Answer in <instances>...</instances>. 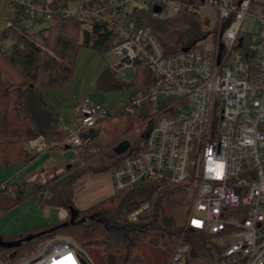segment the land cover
<instances>
[{
    "label": "built area",
    "instance_id": "obj_1",
    "mask_svg": "<svg viewBox=\"0 0 264 264\" xmlns=\"http://www.w3.org/2000/svg\"><path fill=\"white\" fill-rule=\"evenodd\" d=\"M8 1L15 21L7 27L43 51L44 28L68 19L80 24L91 46L97 36L110 34L116 73L131 72L132 81L137 64L146 66L151 85L146 94L132 91L126 112L171 101L143 149L112 173L115 193L161 179L180 185L188 196L179 209L180 227L207 234L222 247L220 264H264V0H77L73 7ZM137 10L157 21L186 14L208 23L200 43L166 53L136 25ZM248 19L255 30L245 33ZM79 113V121L65 131L64 145L72 152L86 147L91 130L111 114L88 99L81 101ZM44 142L38 137L30 146L40 153ZM15 192L10 182L0 183V198ZM148 208L142 204L129 221L136 222ZM58 215L64 221L68 213L59 209ZM188 251L179 247L169 264H187ZM81 252L73 239L61 235L42 243L40 252L22 264H88Z\"/></svg>",
    "mask_w": 264,
    "mask_h": 264
},
{
    "label": "trees",
    "instance_id": "obj_2",
    "mask_svg": "<svg viewBox=\"0 0 264 264\" xmlns=\"http://www.w3.org/2000/svg\"><path fill=\"white\" fill-rule=\"evenodd\" d=\"M74 1L76 0H53L52 6L66 7ZM150 17L148 11H135V23L139 27L145 28ZM43 31L47 33L46 51L10 27L0 31V51L4 47L2 44L11 43L2 55L28 83L25 88L15 89L18 110L24 119L30 120L34 125L33 139L43 137L51 146L62 144L66 132L59 114L44 100L40 89H64L73 77L78 51L85 47L104 54L111 48L112 38L110 34L97 36L91 46L90 37L82 32L80 24L68 19L51 24ZM137 67V74L132 81L119 82L113 87L131 91L139 88L146 94L152 78L146 66L138 63ZM9 96V91H2L0 71V133L7 130ZM169 103L171 101H162L157 107L147 103L135 109L132 114L121 111L115 115L110 114L106 119L130 115L133 122L127 132L137 122L146 140L151 129L168 112L166 107ZM143 147L144 144H130L125 155L107 152L109 147L100 149L97 155L101 159V166L96 170L92 171L89 167L69 171L64 177L49 181L45 186H37L33 193L40 195L46 206L64 209L68 216L56 224L32 227L5 238L0 236V264H7L8 259L18 258L30 246H39L66 231L76 230L102 234L101 240L87 245L99 249L105 264H129L140 257L137 249L143 244L163 249L172 258L180 243L189 247L187 264H220L222 247L216 245L207 234L185 230L178 225L176 211L188 204V196L182 186L167 179L142 183L115 193L87 210L75 207L74 185L82 175L87 172L113 173L122 166L125 159L137 155ZM144 203H148L149 208L138 215L136 222L129 221V216ZM244 263L240 260L233 264Z\"/></svg>",
    "mask_w": 264,
    "mask_h": 264
},
{
    "label": "crops",
    "instance_id": "obj_3",
    "mask_svg": "<svg viewBox=\"0 0 264 264\" xmlns=\"http://www.w3.org/2000/svg\"><path fill=\"white\" fill-rule=\"evenodd\" d=\"M47 2L52 3L53 0H47ZM14 21L15 14L9 1L0 0V31L6 28L10 22ZM81 55L82 54H80L79 57L77 54L73 77L64 89H40V93L44 100L59 114L64 131H66V128L79 121V106L81 101L88 99L93 104L101 105L95 103L90 95L84 93V79L86 75H90L95 69L98 60H85ZM93 55L96 57L94 53ZM0 71L2 91H9L10 95L7 130L0 133V183L10 182L16 188L13 197L0 198V221L10 213H13L15 209L18 211L17 214H15V218H20L22 214H27L28 212L31 213L23 222H17V224L24 223L16 227V230L19 231L36 226L52 225L51 218L53 210L57 213L58 222H61L62 220L58 215L59 208L46 206L41 200L40 195H35L33 192L37 186H45L49 181L64 177L71 169L68 161L73 157V154H71L72 152L67 148H64V150L57 148V144H55V146L52 145L49 149L40 153L31 148L30 142L33 139L34 125L30 120L24 119L20 115L17 107V93L15 92L16 88H25L28 84L27 80L5 60L1 51ZM131 95L132 91L130 90V98ZM111 104L114 106L112 108H115V104ZM122 111H125V109ZM115 114L111 113V115ZM112 118H115V116L109 119ZM103 121L99 122L97 126L91 130V134L94 133L97 136V141L103 131ZM131 124L132 122L130 121V126ZM121 140L123 139H119L115 144H119L118 142ZM99 145L101 144L99 143ZM68 151L71 153H67ZM98 164L99 160L96 159L90 162L88 167H95ZM24 192L28 194L25 197H23V194H25ZM18 194H22L20 199L17 198ZM114 194L113 176L111 172H87L82 175L74 185V205L78 210H87L110 198ZM33 198L38 200L35 201ZM179 224L181 223H178V225ZM70 233L73 235L76 234V237L81 234H90L80 230L71 231ZM98 234L99 233L91 234V236H93L91 239H87L83 235L80 237L86 243H91L92 239ZM99 239H102V234ZM137 252L146 262L164 264V252L161 249L143 244L137 249ZM154 257L156 259H154ZM101 260L104 261L102 257Z\"/></svg>",
    "mask_w": 264,
    "mask_h": 264
},
{
    "label": "rangeland",
    "instance_id": "obj_4",
    "mask_svg": "<svg viewBox=\"0 0 264 264\" xmlns=\"http://www.w3.org/2000/svg\"><path fill=\"white\" fill-rule=\"evenodd\" d=\"M77 0L69 4L71 7L75 6ZM132 12V10H130ZM212 16V14H211ZM211 20V19H210ZM148 25L145 27L146 32L152 34L156 40L158 41L160 47L168 53L175 52L180 47L183 46H192L194 43L201 42V39L204 35V31L207 25V21L202 19L199 16H187L186 14H182L178 17H175L166 21H157L148 19ZM255 30V22L248 19L244 24V32L249 33ZM3 52L4 50L9 49L11 43L5 42L2 44ZM93 53L96 55L94 57ZM82 54V58L85 60L94 61L98 60L96 63L95 69L90 73V75H86L84 79V93L90 95L91 99L94 100L95 103L101 104L108 108L109 112L112 114L118 113L123 109H126L128 105L131 103L130 98V90L127 89H115L113 87L114 84L119 82H130L132 73H116L112 67L111 63L114 62L115 58L111 52H106L104 54L99 53L97 50L92 48H82L78 53V56ZM80 57V56H79ZM78 59V58H77ZM111 103L115 104V108H112ZM97 105V104H96ZM125 106V107H124ZM103 121V120H102ZM101 121V122H102ZM130 121L133 122V118L130 115L115 117L109 120L103 121L102 128L103 131L100 134L98 141L97 136L92 133L89 135V142L86 147H83L79 150H75L72 152V149L69 148L67 153L73 154L72 158L68 161V164L71 166L69 171H75L77 169H88L89 163L98 159L99 164L97 166H91V170L94 171L101 166V159L98 157V151L100 149H104V147H109L107 152L114 151V148L118 145L115 144L119 139H123L121 141H128L130 144H138L143 145L145 143V136L143 131L139 128V124L137 122L134 123L133 129H130L128 132L125 131L130 126ZM261 129H264L262 126ZM99 143L101 145H99ZM45 150L49 149L47 144H45ZM104 147H103V146ZM52 146V145H51ZM55 146V144H54ZM57 146V145H56ZM57 148L63 149L65 148L64 141L62 144L58 145ZM91 151V152H90ZM124 153L123 155H125ZM23 197H25L27 192H24ZM22 194H18L17 198H21ZM33 200L37 201L38 199L33 198ZM17 210L14 209L13 213H10L7 217H5L2 221H0V236L8 237L13 235L19 230H16L21 224H17L18 221L23 222L28 215H31L30 212L27 214H22L20 218H15L17 214ZM176 221L177 223H181L183 221V211H176ZM56 211H52L51 222L53 224L58 223ZM26 223V222H25ZM24 224V223H23ZM22 224V225H23ZM83 231V230H80ZM71 231H66L62 234V236H69L73 239L76 244L82 250L81 255L87 261L88 264H105L104 261L101 260V254L99 253V249L91 247L87 245L85 241L82 240L80 236H84L87 239H91V234H81L76 237V234H71ZM61 236V235H60ZM101 238V233L96 235L93 242H98ZM185 245L179 244L175 249V252L179 247H183ZM41 249V245L39 246H30L14 260L8 259L7 264H22L26 260L36 256ZM159 249V248H158ZM164 253V264H169L171 257L168 256L167 252L161 249ZM141 252V251H140ZM139 254V253H138ZM103 258V257H102ZM154 259H156L154 257ZM4 264V263H2ZM129 264H157L155 262H146L143 257H139L136 260L131 261Z\"/></svg>",
    "mask_w": 264,
    "mask_h": 264
},
{
    "label": "water",
    "instance_id": "obj_5",
    "mask_svg": "<svg viewBox=\"0 0 264 264\" xmlns=\"http://www.w3.org/2000/svg\"><path fill=\"white\" fill-rule=\"evenodd\" d=\"M158 11V8L156 9ZM184 51H187L188 48H184L183 49ZM130 147V142L128 141H122L120 142L115 148H114V153L116 155H123L124 153L127 152V150L129 149Z\"/></svg>",
    "mask_w": 264,
    "mask_h": 264
}]
</instances>
